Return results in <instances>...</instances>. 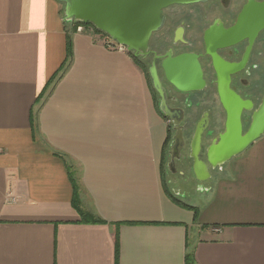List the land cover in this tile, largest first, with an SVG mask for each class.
Returning <instances> with one entry per match:
<instances>
[{
  "label": "crops",
  "instance_id": "0c3cea01",
  "mask_svg": "<svg viewBox=\"0 0 264 264\" xmlns=\"http://www.w3.org/2000/svg\"><path fill=\"white\" fill-rule=\"evenodd\" d=\"M62 8L0 0V264H264V137L177 203L146 75L89 31L65 65Z\"/></svg>",
  "mask_w": 264,
  "mask_h": 264
},
{
  "label": "flooded vegetation",
  "instance_id": "af4514ba",
  "mask_svg": "<svg viewBox=\"0 0 264 264\" xmlns=\"http://www.w3.org/2000/svg\"><path fill=\"white\" fill-rule=\"evenodd\" d=\"M163 15L164 25L152 35L147 55L133 56L148 66L149 71L156 65L166 90L171 112L170 118L164 117L169 130L173 132L166 151L169 158L166 168L171 178L187 180L194 175L192 143L198 126L205 121L207 128L199 160L207 164L210 176L214 178L236 158L217 168L211 167L208 161V150L215 143L219 144L226 132L228 113L221 97L235 95L250 103L251 110L244 109L241 114L243 136L249 131L253 116L263 103L264 0H206L170 7L163 11ZM208 49L216 50L219 74ZM188 54L198 56L204 87L186 93L168 81L163 62L169 56L174 59ZM229 72L233 73L226 90L225 84H220V76L224 81ZM170 75L174 79L179 77L174 73ZM178 130L184 138L180 151L176 149L178 145L174 140Z\"/></svg>",
  "mask_w": 264,
  "mask_h": 264
},
{
  "label": "water",
  "instance_id": "95a60500",
  "mask_svg": "<svg viewBox=\"0 0 264 264\" xmlns=\"http://www.w3.org/2000/svg\"><path fill=\"white\" fill-rule=\"evenodd\" d=\"M64 5V16L67 23L92 24L107 38L126 47L130 54L146 56L149 43L154 33L159 32L164 25L163 11L173 6H185L204 2L206 0H57ZM246 13V11H245ZM244 13V14H245ZM247 15V13H246ZM214 60V66L219 74V60L216 50L208 49ZM163 70L168 81L182 92H194L204 87L202 71L198 56L193 54L168 57L163 62ZM171 73L179 77L172 78ZM225 79L220 76V84L228 89L230 75ZM153 86L161 97L160 110L166 118H170V108L167 104L166 90L154 64L150 69ZM182 85V86H181ZM221 97L222 104L228 113L226 132L219 144H214L208 150V161L213 168L222 167L235 157L242 155L264 135V99L260 108L253 116V123L246 135H242L241 114L244 109L251 110L250 103L239 97ZM207 122L198 126L193 143L192 157L195 162L194 171L199 182H207L211 176L207 164L199 160L202 150V139L207 128ZM178 151L184 144L182 132L178 130L174 137Z\"/></svg>",
  "mask_w": 264,
  "mask_h": 264
},
{
  "label": "trees",
  "instance_id": "16d2710c",
  "mask_svg": "<svg viewBox=\"0 0 264 264\" xmlns=\"http://www.w3.org/2000/svg\"><path fill=\"white\" fill-rule=\"evenodd\" d=\"M61 4V3H60ZM63 6L62 8V13L64 15V5L61 4ZM80 26H84V27H87V28H92L94 30V32L96 34H100L102 36H105L107 37L104 33L100 32L99 30H97L92 24H84V23H67L65 22V29H66V32H67V37H68V58H67V61L65 63V65L67 64V62H69V60L71 59V55H72V51H71V46H72V36L73 34L76 33L77 31V28L80 27ZM136 62L137 64L141 67V69L143 70L144 74L146 75L147 77V80H148V83H149V86H150V89L152 91L153 94L156 93V90L153 86V81H152V78H151V75H150V71L148 70V66H145L143 65L138 59H136ZM64 65V66H65ZM53 83V81H52ZM155 97V96H154ZM157 103V101H156ZM157 106H158V109H159V112L161 114V116L165 119L164 115L161 113L160 111V107L157 103ZM170 130L168 132V138L166 140V143H165V146H164V151H163V162H162V165H161V172H162V176H163V181H164V173H163V168H164V163H165V157H166V151H167V148H168V145L171 141V134H170ZM72 182H73V185H74V199H73V206L74 208L77 210V212L79 213L81 219H82V222L84 223H91V224H100V223H103L102 220L96 218L95 216L89 214V213H86L84 211L81 210L80 208V201H79V194H78V188L77 186L75 185L74 183V180L72 179ZM167 183V181H166ZM164 187H165V184H164ZM166 191L169 193L170 190H169V187H168V184L167 186L165 187ZM170 194V193H169ZM171 197L179 204H182L177 198H175L173 196V194H170ZM183 206H186L194 211H196V208H193V207H190V206H187L186 204H182ZM196 215H197V212H196ZM116 240L118 242V236L116 235ZM116 251L118 253V247H117V244H116ZM187 264H195V260H194V254L193 252H189V254L187 255Z\"/></svg>",
  "mask_w": 264,
  "mask_h": 264
},
{
  "label": "rangeland",
  "instance_id": "374dc122",
  "mask_svg": "<svg viewBox=\"0 0 264 264\" xmlns=\"http://www.w3.org/2000/svg\"><path fill=\"white\" fill-rule=\"evenodd\" d=\"M84 28L87 31H89L90 29L93 30L92 28H87V27H84ZM148 70H149V68H148ZM154 96H155L156 101L160 107L161 101H160V97L158 96L157 92L154 94ZM206 105L210 106V104H206ZM206 105H204V106H206ZM170 134H171V140H172L173 132L171 131ZM168 160H169L168 153L166 152L165 163H164V168H163L165 187L168 184L170 192L173 195H175L176 197H178L179 200H181L183 202H185V201L188 202V201H190L191 198L199 197V194L204 192L201 189L202 187H199V186H204L207 184V186L210 187L215 182L214 179H212V180L210 179L205 183H201L198 181L195 173H194V175H192L187 180H185L183 178H179V177L171 178L170 175L168 174V171L166 168V164H167ZM166 181H167V183H166Z\"/></svg>",
  "mask_w": 264,
  "mask_h": 264
},
{
  "label": "built area",
  "instance_id": "2783aa9c",
  "mask_svg": "<svg viewBox=\"0 0 264 264\" xmlns=\"http://www.w3.org/2000/svg\"><path fill=\"white\" fill-rule=\"evenodd\" d=\"M87 30H85V28L83 26H80L77 28L76 33H85ZM89 32L94 33L93 30H89ZM105 46L106 48H108L111 51H117L123 54H130L128 49L122 45H119L117 42L111 40L110 38H106L105 40Z\"/></svg>",
  "mask_w": 264,
  "mask_h": 264
}]
</instances>
